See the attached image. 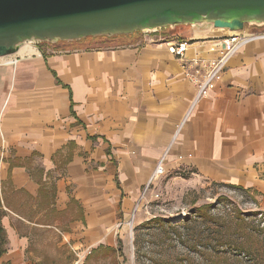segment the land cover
Returning <instances> with one entry per match:
<instances>
[{
    "label": "crops",
    "instance_id": "obj_1",
    "mask_svg": "<svg viewBox=\"0 0 264 264\" xmlns=\"http://www.w3.org/2000/svg\"><path fill=\"white\" fill-rule=\"evenodd\" d=\"M223 35L178 26L127 47L28 45L34 53L0 59V264H38L26 259L35 228L56 231L75 253L113 247L138 200L121 182L139 188L145 179L135 176L163 157L264 199V43L241 49L197 103L186 76L197 56H217L208 40ZM181 41L189 47L179 59L168 45Z\"/></svg>",
    "mask_w": 264,
    "mask_h": 264
},
{
    "label": "rangeland",
    "instance_id": "obj_2",
    "mask_svg": "<svg viewBox=\"0 0 264 264\" xmlns=\"http://www.w3.org/2000/svg\"><path fill=\"white\" fill-rule=\"evenodd\" d=\"M141 35L130 44L111 47L94 44L88 49L81 43L38 47L63 51L127 47ZM161 162L163 173L155 175ZM173 165L165 157L159 159L149 174L135 176L145 179L137 189L121 182L129 197L138 198L115 230L122 247L116 241L112 252L100 249L87 259L89 253L59 246L56 231L35 228L26 259L38 264H264V199ZM2 192L0 183V199Z\"/></svg>",
    "mask_w": 264,
    "mask_h": 264
},
{
    "label": "water",
    "instance_id": "obj_3",
    "mask_svg": "<svg viewBox=\"0 0 264 264\" xmlns=\"http://www.w3.org/2000/svg\"><path fill=\"white\" fill-rule=\"evenodd\" d=\"M178 26L264 29V0H0V59L28 45Z\"/></svg>",
    "mask_w": 264,
    "mask_h": 264
},
{
    "label": "built area",
    "instance_id": "obj_4",
    "mask_svg": "<svg viewBox=\"0 0 264 264\" xmlns=\"http://www.w3.org/2000/svg\"><path fill=\"white\" fill-rule=\"evenodd\" d=\"M254 42L264 43V29L247 27L244 30L208 40L209 52L216 53L217 56L211 60H204L197 56L192 61L193 66L186 69V76L197 87L195 103L209 97V94L222 81L231 59L241 49ZM188 47L189 41H181L169 44L168 51L182 59L187 53ZM10 62L15 64L17 59Z\"/></svg>",
    "mask_w": 264,
    "mask_h": 264
},
{
    "label": "trees",
    "instance_id": "obj_5",
    "mask_svg": "<svg viewBox=\"0 0 264 264\" xmlns=\"http://www.w3.org/2000/svg\"><path fill=\"white\" fill-rule=\"evenodd\" d=\"M167 30H170V29H165V30H162V31L164 32V31H167ZM139 34H142V33L141 32H136V33L131 34V35H119V36H113V37H106V36L88 37V38L82 39L80 41L59 42L57 44H60V43H63V44H65V43H69V44L70 43H81L82 45H85V47L88 48V49H90L89 47H91V45H94V44H101L100 47H111L112 44H115V45H118V46L119 45H124V44H130L129 42L134 41V39L136 40L137 37H138L137 35H139ZM34 52H35V49L33 47H25V48L22 49L20 54H32ZM113 174L115 175L116 181H117V183L119 185L117 171H114ZM234 187L240 188L238 186H234ZM248 191H251V190L248 189ZM4 214H5V211L2 208L1 199H0V259L6 253V245H7L6 232H5V229H4L3 225H2V217L4 216ZM118 245H120V246L122 245V240L120 238L118 239ZM102 248H104L105 250H108L110 252L113 251L112 248L100 247V249H102ZM97 251L98 250H95L91 254H89L87 259H89V257L93 253H95Z\"/></svg>",
    "mask_w": 264,
    "mask_h": 264
},
{
    "label": "bare ground",
    "instance_id": "obj_6",
    "mask_svg": "<svg viewBox=\"0 0 264 264\" xmlns=\"http://www.w3.org/2000/svg\"><path fill=\"white\" fill-rule=\"evenodd\" d=\"M224 32H225V34H231V33H235L236 31H229V30H225V29H224ZM25 47H30V46H25ZM25 47H23V48H25ZM23 48H22V49H23ZM22 49L20 50V52H19L18 54L21 53ZM162 170H163V162H161V163L157 166L156 171H155L154 174H155V175H159V174H161Z\"/></svg>",
    "mask_w": 264,
    "mask_h": 264
}]
</instances>
